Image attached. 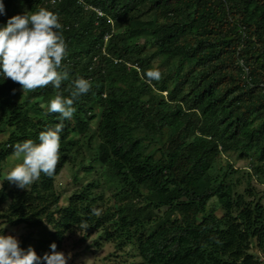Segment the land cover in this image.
I'll return each instance as SVG.
<instances>
[{"label": "trees", "instance_id": "trees-1", "mask_svg": "<svg viewBox=\"0 0 264 264\" xmlns=\"http://www.w3.org/2000/svg\"><path fill=\"white\" fill-rule=\"evenodd\" d=\"M80 1L5 0L0 24L58 13L69 79L32 91L0 81V165L61 122L51 99L71 97L78 77L91 87L63 121L55 173L21 191L2 182L0 221L23 227L20 246L40 256L78 228L133 247L137 264H262L252 250L264 252V197L250 181L264 185V0ZM153 69L159 80L146 77ZM234 152L250 160L244 193L237 170L218 165ZM65 165L99 176L60 206Z\"/></svg>", "mask_w": 264, "mask_h": 264}, {"label": "clouds", "instance_id": "clouds-1", "mask_svg": "<svg viewBox=\"0 0 264 264\" xmlns=\"http://www.w3.org/2000/svg\"><path fill=\"white\" fill-rule=\"evenodd\" d=\"M7 16L5 0H0V17ZM59 15L46 8L28 14L23 12L8 17L0 24V81L10 80L22 90L32 91L52 85L59 89L69 79L62 61L67 55V43L63 37ZM242 63V62H241ZM149 80H159L161 73L153 69L146 73ZM71 97L57 94L47 106V113H58L60 123L38 134V142L31 139L16 143L14 155L20 163L8 171L3 180L19 189L33 185L41 175L52 176L61 159V133L64 120L72 119L76 108L74 99L89 92L90 81L78 77L72 81ZM15 89H13V93ZM7 225L0 227V264H68L71 254L57 251V244L49 245V252L37 255L32 246H20V240L5 234ZM87 228V223H82Z\"/></svg>", "mask_w": 264, "mask_h": 264}, {"label": "rangeland", "instance_id": "rangeland-1", "mask_svg": "<svg viewBox=\"0 0 264 264\" xmlns=\"http://www.w3.org/2000/svg\"><path fill=\"white\" fill-rule=\"evenodd\" d=\"M24 12L27 13V9ZM115 31H117V29ZM6 137V134H1L0 141H3ZM20 162V158H17L14 155L10 156L5 163L1 164L0 181L3 180V176L8 171ZM227 163H230L233 168L237 170L234 175V181H237L236 183H238L236 188L237 192L244 193V190L247 187L246 177L247 173H249L250 160L247 158H240L238 152L221 154L218 158V165L225 166ZM75 170V167L65 165L54 179L55 190L60 195V206L67 204L70 194L75 189L99 176L98 169H95V171L91 174H85L83 172H79L77 174ZM75 174L77 175V181L73 180ZM1 185L2 183H0V189ZM250 186L254 188L261 197H264V185L258 184V182L252 178ZM15 189L16 187L9 184L7 192L13 193ZM18 191L21 190L18 189ZM106 197L109 201L113 202L109 191L106 193ZM262 203L264 205V198ZM163 211L164 210H161L158 213L159 216L163 214ZM215 214L220 217L223 215V212L218 208L215 211ZM3 225H7L4 229V233L6 235L11 234L19 238V236L24 232L23 227H12L5 222L0 221V227ZM84 236L85 231L77 228L65 237L61 251L65 254H71V259L68 261V264H137L140 262L137 251L131 246H126L122 250H117L115 245L111 242L105 241L99 232H92L91 234L85 237ZM252 252L255 256H257L258 260L264 264V252H258L254 249Z\"/></svg>", "mask_w": 264, "mask_h": 264}, {"label": "built area", "instance_id": "built-area-1", "mask_svg": "<svg viewBox=\"0 0 264 264\" xmlns=\"http://www.w3.org/2000/svg\"><path fill=\"white\" fill-rule=\"evenodd\" d=\"M49 2L51 3V4H55L56 2H58V0H49ZM79 3H81V1L79 0ZM86 9H88V10H91L92 8H86ZM92 10H94L96 13H97V15L98 16H102V13L99 11V10H97V9H92Z\"/></svg>", "mask_w": 264, "mask_h": 264}]
</instances>
